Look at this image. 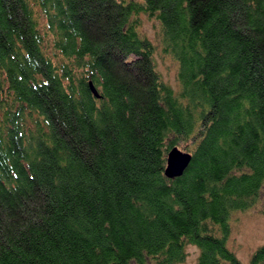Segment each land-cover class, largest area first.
Segmentation results:
<instances>
[{
	"label": "trees",
	"instance_id": "1",
	"mask_svg": "<svg viewBox=\"0 0 264 264\" xmlns=\"http://www.w3.org/2000/svg\"><path fill=\"white\" fill-rule=\"evenodd\" d=\"M174 146L192 160L172 178ZM256 205L264 0H0V264H174L189 245L243 264L233 224Z\"/></svg>",
	"mask_w": 264,
	"mask_h": 264
},
{
	"label": "rangeland",
	"instance_id": "2",
	"mask_svg": "<svg viewBox=\"0 0 264 264\" xmlns=\"http://www.w3.org/2000/svg\"><path fill=\"white\" fill-rule=\"evenodd\" d=\"M157 31L156 23L144 17L143 32L157 47L156 61L158 70L163 78L177 89V65L171 57L162 54ZM237 217L238 219L233 224L230 244L236 250L243 264H250L252 252L264 241V215L259 205H256L246 211L238 212ZM187 252L188 255L184 261L174 264H198L199 248L196 245H189Z\"/></svg>",
	"mask_w": 264,
	"mask_h": 264
},
{
	"label": "water",
	"instance_id": "3",
	"mask_svg": "<svg viewBox=\"0 0 264 264\" xmlns=\"http://www.w3.org/2000/svg\"><path fill=\"white\" fill-rule=\"evenodd\" d=\"M91 89L95 96H99L98 89L91 83ZM192 154L183 151L180 147L174 146L168 154L167 166L165 173L168 177H176L182 175L190 165Z\"/></svg>",
	"mask_w": 264,
	"mask_h": 264
}]
</instances>
